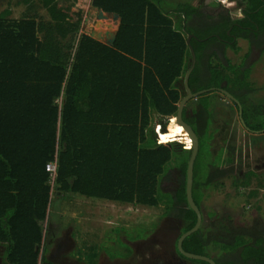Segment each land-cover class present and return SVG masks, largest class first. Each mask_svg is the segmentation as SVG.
Here are the masks:
<instances>
[{"label": "trees", "instance_id": "obj_1", "mask_svg": "<svg viewBox=\"0 0 264 264\" xmlns=\"http://www.w3.org/2000/svg\"><path fill=\"white\" fill-rule=\"evenodd\" d=\"M222 1L89 0L92 7L120 16L113 45L82 32L81 15L74 18L71 7L60 6L58 0H41L49 20L33 0H25L26 13L18 19L11 18L9 8L0 11L4 264H51L42 251L52 189L63 197L145 207H158L167 199L164 216L181 222L183 233L196 225L197 213L186 192L192 151L176 141L158 144L150 115L154 111L161 119L177 116L187 95L185 76L193 47L196 64L189 86L195 93L206 92L193 99L196 108L190 113L185 106L183 119L199 139L193 198L203 215V191L231 176L235 161L234 149L208 160L214 117L209 95L229 92L238 101H233L238 111L242 108L245 128L264 133V99L256 98L259 89L251 79L250 61L252 53H264V0H234L241 8L239 18ZM239 40L247 41L248 51L234 64L227 51L240 52ZM162 133L161 143L175 139L165 141ZM54 161L55 177L47 171ZM173 161L180 174L178 186L164 193L161 180ZM255 178L261 176L248 170L234 178L233 185L250 188ZM224 222L218 235L215 222H202L184 240V250L216 264H264V232L237 226L231 218ZM175 248L185 258L177 244Z\"/></svg>", "mask_w": 264, "mask_h": 264}, {"label": "rangeland", "instance_id": "obj_2", "mask_svg": "<svg viewBox=\"0 0 264 264\" xmlns=\"http://www.w3.org/2000/svg\"><path fill=\"white\" fill-rule=\"evenodd\" d=\"M60 6L65 8L71 7L69 13L77 18V13L82 17L81 31L90 34L100 40L99 32L107 31V24L102 22V16L99 10L92 7L89 0H58ZM39 6V12L45 19L49 20L50 16L42 6L41 0H33ZM222 5L230 9V13L234 18L241 17L240 5L234 0H224ZM9 8L12 11L11 18L18 19L25 15L27 4L25 0H0V11ZM240 52L228 49L227 56L234 64H238L242 57L248 51V43L245 40H239ZM250 61L254 64L251 79L255 87L259 89L256 95L257 99H264V53H252ZM212 102L213 123L210 133V153L209 161L222 152V157L228 155V150L234 149V164L231 170L232 175L226 178H220L219 182L205 189L202 200L203 209V225H209L215 222L217 235L223 232L226 225L224 220L231 218L237 226H245L253 230L264 232V188L260 187V182L264 184V133H251L248 131L240 120L239 111L231 99L221 92L209 95ZM188 112L190 113L196 108L195 101L187 102ZM185 105V106H186ZM151 126L154 127L157 135V143L170 145L176 141L180 143L184 149L192 146L191 139L187 136H179L167 143H160L159 131H162V137H171L175 134H182L181 127L175 119L171 117L161 119L154 111L151 112ZM176 118V117H175ZM171 120V121H170ZM165 125V130L162 129ZM175 128L180 131L176 132ZM166 141V140H165ZM170 170L161 180V189L164 193H172L178 186L179 171L174 167V161L170 164ZM222 168H229L228 165L222 164ZM206 163L202 164L203 180L207 181V172H205ZM211 168V167H210ZM248 170H254L261 178L253 179L250 188H236L233 185L234 178L243 176ZM253 191H258L257 195L251 196ZM68 196L66 198L52 189V199L49 209V215L46 223V234L43 244L47 246L48 252L53 250L55 246L56 229L62 228V232L75 231L74 247L69 248L68 256L74 259L79 257L80 260L87 261L92 264H115L114 259H120V264H149L156 260H173V264H197L192 260L184 259L176 252V244L179 236L183 233L184 225L171 217L164 216V212L168 206V200H163L158 207L135 206L129 204H119L122 208L119 223L112 224L106 221L105 216L92 220L93 225L96 223L93 233L88 230H82L80 227H88L87 220L82 219L83 226L77 224L74 219L77 216H88L90 214L105 213L106 205L104 200L86 198L80 195ZM63 203L62 212L59 214L58 205ZM82 209L80 214L74 215ZM117 218H115L116 220ZM89 221H91L89 219ZM88 221V222H89ZM218 221H222L219 223ZM75 223V224H74ZM117 226V237L111 238L108 235L112 226ZM223 225V226H222ZM55 230V231H54ZM115 236V235H114ZM116 244L111 246V242ZM101 257V258H100ZM169 257V258H168ZM117 262H119L117 260Z\"/></svg>", "mask_w": 264, "mask_h": 264}, {"label": "crops", "instance_id": "obj_3", "mask_svg": "<svg viewBox=\"0 0 264 264\" xmlns=\"http://www.w3.org/2000/svg\"><path fill=\"white\" fill-rule=\"evenodd\" d=\"M174 1V0H173ZM98 10V9H97ZM104 14H108V15H110V16H112V17H115L116 19H117V21H118V24H117V26H116V30H115V32H114V36L112 37V39H110V40H107L106 38H104V37H101V38H104V40H100V39H98V38H96V39H98V40H100V41H102L103 43H105V44H107V45H112V41H114L115 40V38H116V33H117V31H118V28H119V25H120V22H121V19H120V17L118 16V15H116L115 16V14L114 13H105L104 12ZM114 15V16H113ZM171 120L172 119H175L176 120V118L174 117V116H172L171 118H170ZM170 120V121H171ZM177 121V120H176ZM180 125V124H179ZM181 127V126H180ZM181 130H183L182 129V127H181ZM182 135H183V133H182ZM70 196H72V197H74L73 195H70ZM63 197V196H62ZM68 197V196H67ZM64 198H66V197H64ZM63 203L64 202H62L61 204H59L58 203V205L59 206H61L60 207V209H59V207H58V212H59V214L62 212V209H63ZM116 202H111V201H107V202H104V204L107 206L106 207V209H105V213H101V214H97V216L95 217V215H93V214H90L89 215V217L88 216H77V219H74V220H76L75 222L77 223V224H81L82 226H83V223L84 222H82L83 220L82 219H84V220H87V225H88V227L86 228V227H80V229H81V232H79V234H83V231L82 230H88L89 232L88 233H90V234H94L93 233V231H94V228H93V226L95 227L96 226V223H97V221L95 222V224L93 225V223L94 222H92V220H96V219H99V217H101V216H105V218H107L106 219V221H108L109 223L111 222L112 224H116V223H119L120 221H121V217H122V219H124V216H123V214L121 215L120 213H121V211H122V207L119 205V204H115ZM82 209H78V211L79 212H77V213H75L76 211H74L73 212V214L74 215H77V214H80V211H81ZM123 212V211H122ZM115 218H117L116 220H115ZM89 219L91 220V221H89ZM89 221V222H88ZM75 224V223H74ZM114 224V225H115ZM112 226V228H111V232H110V234L108 235V233L106 232V235L108 236V237H111V238H116L117 237V226ZM54 229L56 230V234H54L55 236H56V239H55V246L53 247V250L51 251V252H48V250H47V248H45V247H47V246H45L44 245V249H43V251H42V253L44 254V258L47 260V261H49V262H51V264H59V263H57V262H55V260H54V256L55 255H53V254H58L57 255V257L58 258H62V259H67L68 260V262H69V264H92V262L88 259L87 261H83V260H80V258L79 257H77V258H73V257H70V256H68V252H69V248H72V247H74V244H76V241H75V231L72 229L71 231H67V232H65V233H63L62 232V228H61V225H60V229H56L55 227H54ZM54 230V231H55ZM49 233H50V230H49ZM48 233V234H49ZM45 234H46V240H47V236H48V234H47V232H46V230H45ZM51 234V233H50ZM77 235V234H76ZM115 235V236H114ZM114 244H116V242L115 241H113V242H111V246L112 245H114ZM75 248V247H74ZM4 254H5V247H4V245L3 244H0V264H4ZM101 258V257H100ZM115 261L114 262H111V263H115V264H120V259L118 258V259H114ZM117 260L119 261V262H117ZM99 264H101V262H100V260H99Z\"/></svg>", "mask_w": 264, "mask_h": 264}, {"label": "water", "instance_id": "obj_4", "mask_svg": "<svg viewBox=\"0 0 264 264\" xmlns=\"http://www.w3.org/2000/svg\"><path fill=\"white\" fill-rule=\"evenodd\" d=\"M99 11H100V14L104 13V11H102V10H99ZM114 14H115V16L118 15L116 13H114ZM191 38H192V36L190 35L188 37V40H187L188 44H190ZM114 41H112V45H113ZM190 49H191V53H192V65L189 68V70H188V72H187V74L185 76V86H186V90H187V95L184 96L182 98L181 102L179 103V109H178V113H177L176 119H177V122L184 127V129H185L186 133L188 134L189 138L192 140V146L190 148L192 153H191V157H190V160H189V163H188V169H187L186 192H187V199H188V203H189L190 207L197 213V223L191 230L186 231L183 234H181V236L179 237L178 242H177V249L187 259L204 260V261L209 262L210 264H216V262L210 257L204 256V255L190 253V252L185 251L184 248H183L184 240L188 236H190L192 233L196 232L201 227L202 222H203L202 212L200 211L199 207L197 206V204L195 203L194 198H193L194 168H195V162H196V159H197V156H198V153H199V139H198V136H197L196 132L193 130V128L187 122L184 121L183 112H184L185 105L187 104L188 101L198 97L199 95H202L203 93L206 92V90H203V91L195 93V92L192 91V89L189 86V78H190V75H191V73H192V71H193V69L195 67V64H196L195 51H194L193 47H191V46H190ZM222 93L225 94L232 101L238 103V101L229 92H227L226 90H222ZM242 114H243L242 108L240 107L239 115H240L242 124L244 125V119L242 117Z\"/></svg>", "mask_w": 264, "mask_h": 264}, {"label": "bare ground", "instance_id": "obj_5", "mask_svg": "<svg viewBox=\"0 0 264 264\" xmlns=\"http://www.w3.org/2000/svg\"><path fill=\"white\" fill-rule=\"evenodd\" d=\"M100 12V11H99ZM101 16H102V22L103 23H106L108 26H107V28H108V30L107 31H103V32H99L98 33V35L99 36H101V37H104V38H106L107 40H110V39H112V37L114 36V32H115V30H116V26H117V24H118V21H117V19L115 18V17H112V16H110V15H106V14H104V13H101L100 14ZM100 37V38H101ZM180 126L182 127V129L185 131V129H184V127L180 124ZM186 132V131H185ZM188 134L186 133V136H187ZM189 137V136H188ZM192 141V140H191Z\"/></svg>", "mask_w": 264, "mask_h": 264}, {"label": "flooded vegetation", "instance_id": "obj_6", "mask_svg": "<svg viewBox=\"0 0 264 264\" xmlns=\"http://www.w3.org/2000/svg\"><path fill=\"white\" fill-rule=\"evenodd\" d=\"M164 133V132H163ZM184 136V134L182 135V134H180V133H178V134H175L174 136H171L170 138H176V137H179V136ZM177 254H178V252H177ZM53 255H55L54 256V260H55V262H57V263H59V264H69V262H68V260L67 259H62V258H58L57 257V253L56 254H53ZM179 255V254H178ZM180 256V255H179ZM169 258V257H168ZM184 259H187V258H184ZM188 260H191V259H188ZM173 262V260L172 259H170V260H156V261H154V262H151V263H149V264H173L172 263ZM180 264H184V263H180Z\"/></svg>", "mask_w": 264, "mask_h": 264}, {"label": "built area", "instance_id": "obj_7", "mask_svg": "<svg viewBox=\"0 0 264 264\" xmlns=\"http://www.w3.org/2000/svg\"><path fill=\"white\" fill-rule=\"evenodd\" d=\"M159 141L160 140H158V142ZM56 169H57V161L50 162V163L47 164V171L51 172L53 177H55V175H56Z\"/></svg>", "mask_w": 264, "mask_h": 264}, {"label": "clouds", "instance_id": "obj_8", "mask_svg": "<svg viewBox=\"0 0 264 264\" xmlns=\"http://www.w3.org/2000/svg\"><path fill=\"white\" fill-rule=\"evenodd\" d=\"M175 131H176V132H179L180 130H179V128H175ZM169 138H170V137H162L163 140H167V139H169ZM189 149H190V148H189Z\"/></svg>", "mask_w": 264, "mask_h": 264}, {"label": "snow or ice", "instance_id": "obj_9", "mask_svg": "<svg viewBox=\"0 0 264 264\" xmlns=\"http://www.w3.org/2000/svg\"><path fill=\"white\" fill-rule=\"evenodd\" d=\"M180 130V129H179Z\"/></svg>", "mask_w": 264, "mask_h": 264}]
</instances>
